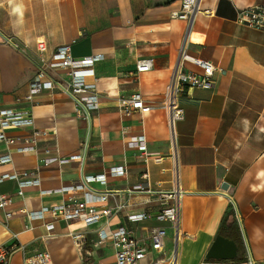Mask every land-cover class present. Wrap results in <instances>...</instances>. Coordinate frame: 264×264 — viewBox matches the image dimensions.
Segmentation results:
<instances>
[{"label":"crops","instance_id":"crops-1","mask_svg":"<svg viewBox=\"0 0 264 264\" xmlns=\"http://www.w3.org/2000/svg\"><path fill=\"white\" fill-rule=\"evenodd\" d=\"M183 0H0L22 8L13 14L9 34L0 37V107H13L33 114L35 127L9 131L13 138L27 139L37 131V152L17 154L0 145V156L12 154L13 162L0 167L36 173L41 188L26 190L16 200L15 214L6 224L0 215V247L16 245L9 264L47 252V264H114L112 243H99L98 233L109 222L111 229L124 227L150 248L151 232L164 227L167 238L162 251H151L142 264L165 262L174 250V231L169 223L129 221V216L159 214L165 207L158 192H183L182 240L178 264H264V32L238 22V13L264 0H201L188 34L190 55L211 61L215 67L210 90L193 88L180 98L185 118L176 125V148L163 109L179 51L188 32L186 21L175 13ZM43 41L49 59L57 48L69 45L73 58L103 55L94 77L100 97L99 110L90 120L77 112L76 104L59 90L24 100L40 62L38 44ZM153 59L154 67L136 73L138 61ZM191 69H196L187 65ZM140 93L151 111L142 114L125 106ZM20 98L22 101L17 102ZM144 135L148 153L160 156V164L146 165L140 152L129 149L131 137ZM68 161L44 166L49 158ZM124 167L127 174L108 178L107 186H92L112 193L108 206L122 211L93 227L82 222H55V233L47 238L46 224L29 222L24 211L59 204L62 197H43L41 190L79 184L83 178ZM142 186L149 193L134 191ZM227 187V188H224ZM17 184H0L3 194H15ZM79 196H82L80 194ZM236 232L226 238L238 247L235 260L207 258L220 235L223 222ZM29 226V228H27ZM71 234L84 236L79 249Z\"/></svg>","mask_w":264,"mask_h":264},{"label":"built area","instance_id":"built-area-1","mask_svg":"<svg viewBox=\"0 0 264 264\" xmlns=\"http://www.w3.org/2000/svg\"><path fill=\"white\" fill-rule=\"evenodd\" d=\"M201 0H183L181 11L174 14L178 19L186 21L188 25L187 35L182 43L178 54L176 65L173 69L170 84L167 88L163 100V109L166 114V121L171 133L172 145L176 148V125L185 118V111L180 104L183 94L193 88L210 90L214 86V74L216 67L211 61L201 60L189 53L188 34L193 25L196 14L199 11ZM238 22L245 27L264 32V5H254L242 9L238 13ZM1 38H3L0 35ZM4 39V38H3ZM6 40V39H5ZM40 62L36 67V75L29 84V91L24 100L32 102L36 95L45 91L59 90L73 99L77 107V112L87 120L91 114L100 107V97L97 94L96 80L89 82L90 77H94L96 64L104 60L103 55L97 54L82 59L73 58L71 47L64 45L51 55L49 59L42 55L47 51L46 44L40 41L38 44ZM196 69H191L187 65ZM153 59H143L138 61L136 73H146L153 69ZM20 98L17 102H21ZM125 106L132 110L149 113L151 107L145 104L140 93H135L125 102ZM35 127L33 114L29 111H22L13 107H0V145L7 148H14L17 154H28L37 152V141L41 136V131H35L27 139L13 138L9 136V131L23 128ZM129 149L140 152L141 160L148 165L150 162L160 164L163 158L148 153L147 140L144 135L131 137L127 142ZM85 157H70L68 160L59 158L45 159L43 165L48 167L60 165L68 161H83ZM13 162L12 154L0 156V167ZM127 174L124 167L110 169L107 173L95 177H86L74 186L62 187L54 190H41V196H60L62 201L51 207H42L37 211H24L29 222L45 221L49 215L51 221L46 224L47 238H51L55 233V222H82L85 227H93L103 220H110L114 214H118L125 208L117 205L114 209L108 206L109 197L112 193L108 190H99L93 187L98 184L101 187L107 186L108 178H119ZM13 181L17 184L15 194H3L0 192V215L6 224L14 217L11 211L16 200H24L26 190L29 188H41V180L36 173L28 171H12L11 173L0 174V184ZM134 191L152 192L142 186L136 187ZM82 194V196H79ZM161 201L164 202V209L157 215L134 214L129 216V221L139 223L147 220H155L161 223H169L174 231V250L169 260L165 262H153L152 264H178V251L182 240L181 233V204L180 200L183 192L177 187L173 192H158ZM29 228V226H27ZM77 247H83L84 236L81 234H71ZM99 243L111 242L115 249L114 264H142L151 251L160 252L164 247L167 238V230L164 227L154 228L151 232L150 248L143 245L136 239L132 232L124 227L111 229L109 222L103 226L98 233ZM17 250H22L16 245L0 247V264H9L12 256ZM51 256L47 252L37 253L32 257L24 259L23 264H47ZM247 264H254L249 260Z\"/></svg>","mask_w":264,"mask_h":264},{"label":"water","instance_id":"water-1","mask_svg":"<svg viewBox=\"0 0 264 264\" xmlns=\"http://www.w3.org/2000/svg\"><path fill=\"white\" fill-rule=\"evenodd\" d=\"M0 35L4 39L8 40V38L3 34L0 33ZM224 188L227 187L224 186ZM237 254V244L234 241L219 235L207 254V258L212 260H235L237 258Z\"/></svg>","mask_w":264,"mask_h":264},{"label":"rangeland","instance_id":"rangeland-1","mask_svg":"<svg viewBox=\"0 0 264 264\" xmlns=\"http://www.w3.org/2000/svg\"><path fill=\"white\" fill-rule=\"evenodd\" d=\"M11 5L3 4L0 6V31L9 34V24L13 11Z\"/></svg>","mask_w":264,"mask_h":264},{"label":"trees","instance_id":"trees-1","mask_svg":"<svg viewBox=\"0 0 264 264\" xmlns=\"http://www.w3.org/2000/svg\"><path fill=\"white\" fill-rule=\"evenodd\" d=\"M230 230L236 232L238 237H239L240 232H239V229L237 227L236 221H234L230 227H228L226 225V222L224 221L219 234L221 236H224V237L229 236L228 231H230Z\"/></svg>","mask_w":264,"mask_h":264},{"label":"clouds","instance_id":"clouds-1","mask_svg":"<svg viewBox=\"0 0 264 264\" xmlns=\"http://www.w3.org/2000/svg\"><path fill=\"white\" fill-rule=\"evenodd\" d=\"M13 14H18L20 16H22V8L21 6L17 5L16 7L13 8Z\"/></svg>","mask_w":264,"mask_h":264}]
</instances>
